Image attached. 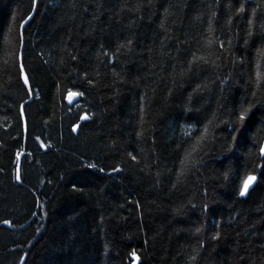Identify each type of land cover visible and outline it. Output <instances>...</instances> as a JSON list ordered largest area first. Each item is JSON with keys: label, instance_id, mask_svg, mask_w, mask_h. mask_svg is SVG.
Segmentation results:
<instances>
[{"label": "trees", "instance_id": "obj_1", "mask_svg": "<svg viewBox=\"0 0 264 264\" xmlns=\"http://www.w3.org/2000/svg\"><path fill=\"white\" fill-rule=\"evenodd\" d=\"M263 143L264 0H0V264H264Z\"/></svg>", "mask_w": 264, "mask_h": 264}, {"label": "snow or ice", "instance_id": "obj_2", "mask_svg": "<svg viewBox=\"0 0 264 264\" xmlns=\"http://www.w3.org/2000/svg\"><path fill=\"white\" fill-rule=\"evenodd\" d=\"M244 9L243 7L240 8V11L242 12ZM30 19V18H28ZM27 23V19H25L24 21H22L21 23V28L23 27L24 24ZM209 31L211 32V28H209ZM247 41H245L246 43ZM131 43V41H129V44ZM230 43V42H229ZM209 44H211V41H209ZM121 47H125V45H121ZM220 47L223 48L224 47V44L221 42L220 43ZM203 60L205 63H207V60L204 58V57H194V60ZM191 67V66H189ZM21 71H23V66L21 65V68H20ZM24 83L27 84L28 83V77L27 75L24 76ZM257 88H259V82L257 83ZM79 95V93H75V92H71L69 93V97H74V96H77ZM251 95L253 97L256 96V93L253 92L251 93ZM247 111H250V108L248 110H244V109H241V111L239 112V116H238V119L240 121H245L246 119H248V116H247ZM84 120H87L89 117L87 115H85L84 117H82ZM80 128V125L79 124H76L71 130L73 132L77 131V129ZM235 131H239V129H235ZM205 132H207V128H205ZM233 140L235 139V136L232 137ZM197 143H199V141H197ZM41 147H43V145H41ZM196 151V148L195 146L193 147L192 151L186 153L185 155V161L189 160L190 157H192V152ZM259 155L260 156H264V146H261L259 148ZM133 160L136 159L135 156L132 157ZM195 163L196 161L194 159H192V165L193 167L195 166ZM186 169L184 167V162H182L181 164V171L177 174V183H180L181 182V178L183 177L184 173H185ZM17 179L19 180L20 177H19V174L17 175ZM257 177L254 176V175H249L247 177V179L245 180L243 186H242V190L240 191V195L241 196H245L248 192V189L251 187V185L256 181ZM175 186V185H174ZM5 223H8V221H5ZM197 231H199V229H197ZM215 238H219V235H217ZM135 255V254H133ZM193 259H195V257H193Z\"/></svg>", "mask_w": 264, "mask_h": 264}, {"label": "water", "instance_id": "obj_3", "mask_svg": "<svg viewBox=\"0 0 264 264\" xmlns=\"http://www.w3.org/2000/svg\"><path fill=\"white\" fill-rule=\"evenodd\" d=\"M26 75V73H25V71H23V74H22V78H23V82H24V76ZM25 84V83H24ZM26 85V87H29V81H28V83L27 84H25ZM76 93V92H75ZM80 100V96L79 95H77V96H74V97H69V94H68V96H67V103L68 104H74V103H76V102H78ZM263 146H264V143H263ZM262 157H264V156H262ZM18 174H19V177H20V165H18ZM254 176H256V175H254ZM248 177V176H247ZM247 177L244 179V181H243V184H244V182H245V180L247 179ZM257 177V176H256ZM19 181H20V179H19ZM257 182H258V177H257V179H256V181L251 185V187L248 189V192H247V194L245 195V196H241L242 198H247L248 197V195H249V193H250V191L255 187V185L257 184ZM243 186V185H242ZM133 259L135 260V262H134V264H138V262H139V257L137 256V255H135L134 257H133Z\"/></svg>", "mask_w": 264, "mask_h": 264}]
</instances>
